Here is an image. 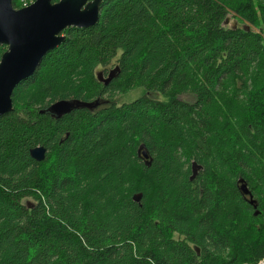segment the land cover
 Returning a JSON list of instances; mask_svg holds the SVG:
<instances>
[{"label": "trees", "instance_id": "1", "mask_svg": "<svg viewBox=\"0 0 264 264\" xmlns=\"http://www.w3.org/2000/svg\"><path fill=\"white\" fill-rule=\"evenodd\" d=\"M62 34L0 116V264L261 261L264 0H101L94 25Z\"/></svg>", "mask_w": 264, "mask_h": 264}, {"label": "water", "instance_id": "2", "mask_svg": "<svg viewBox=\"0 0 264 264\" xmlns=\"http://www.w3.org/2000/svg\"><path fill=\"white\" fill-rule=\"evenodd\" d=\"M100 3L101 0H34L27 6L14 8L12 0H0V45L6 46L0 56V116L12 110L11 95L16 85L31 76L41 59L65 40L62 34L64 29L86 28L97 22ZM118 71V67H114L106 77L101 72L95 76L107 85ZM96 105L97 102L61 99L45 111L59 118L73 109H92ZM45 152L43 146H36L29 150V155L41 161ZM136 153L146 166L150 165L151 159L144 144L138 146ZM200 169L201 166L192 162L189 179L192 180ZM236 183L240 193L254 209L253 215H257V204L246 183L242 178H238ZM140 198L141 194L137 193L132 200L138 203Z\"/></svg>", "mask_w": 264, "mask_h": 264}, {"label": "flooded vegetation", "instance_id": "3", "mask_svg": "<svg viewBox=\"0 0 264 264\" xmlns=\"http://www.w3.org/2000/svg\"><path fill=\"white\" fill-rule=\"evenodd\" d=\"M112 68H114V67H110V66H109L106 70H103V69L100 68V69H97V70L95 71V73H97V72H101L102 75H103V77H106L107 74H108V72H109ZM108 99H109V98H107V99H102V100L97 99L96 101H94V102H97V105H96L95 107H93L90 111L95 110V109H97V108H99V107H101V106L107 104V103H108ZM46 109H47V108H46ZM88 109H89V108H88ZM45 113H47L48 115H50V113L47 112V111H45ZM50 117H52V116L50 115ZM53 118H54V117H53Z\"/></svg>", "mask_w": 264, "mask_h": 264}, {"label": "rangeland", "instance_id": "4", "mask_svg": "<svg viewBox=\"0 0 264 264\" xmlns=\"http://www.w3.org/2000/svg\"><path fill=\"white\" fill-rule=\"evenodd\" d=\"M232 19H230V20H228V24H232ZM140 91H141V93H142V88H138ZM134 90H137V89H134ZM134 90H130V91H128L127 93H125L124 94V100L126 101H130V100H132L133 98L135 99V97H136V93L137 92H135ZM122 98V99H123ZM264 260V258L261 260V261H259L257 264H261L262 263V261Z\"/></svg>", "mask_w": 264, "mask_h": 264}, {"label": "built area", "instance_id": "5", "mask_svg": "<svg viewBox=\"0 0 264 264\" xmlns=\"http://www.w3.org/2000/svg\"><path fill=\"white\" fill-rule=\"evenodd\" d=\"M34 0H18L19 7H24L32 3Z\"/></svg>", "mask_w": 264, "mask_h": 264}, {"label": "bare ground", "instance_id": "6", "mask_svg": "<svg viewBox=\"0 0 264 264\" xmlns=\"http://www.w3.org/2000/svg\"><path fill=\"white\" fill-rule=\"evenodd\" d=\"M261 264H264V260L262 261V263Z\"/></svg>", "mask_w": 264, "mask_h": 264}]
</instances>
